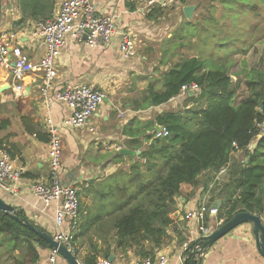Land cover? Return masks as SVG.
Segmentation results:
<instances>
[{
    "label": "crops",
    "instance_id": "obj_1",
    "mask_svg": "<svg viewBox=\"0 0 264 264\" xmlns=\"http://www.w3.org/2000/svg\"><path fill=\"white\" fill-rule=\"evenodd\" d=\"M63 1L56 0L55 13L59 11ZM185 1L183 0V3ZM94 2L100 13L116 16L118 33L110 45L93 49L69 36L57 62L56 86L50 93L53 103L50 114L55 122L62 121L71 114L65 104L54 100L55 93L65 85L89 84L107 96L105 103L92 119L94 133L86 129H65L62 132V182L77 187L80 203L84 208L78 231L81 235L84 227V235L76 242L78 255L75 254L83 264L96 255V247L105 246L104 237L101 235L105 236L109 228L108 222H97L99 217L95 222L86 221L90 216V209L96 207L94 200L96 185L107 180V172L111 168L115 167L117 171L126 170V166L130 167L135 160L134 156L140 152L132 148L135 140L142 141V136L125 135L124 129L128 127L129 131L136 133L140 128L135 126L134 119L143 124L148 123L154 120L156 114L164 111L183 110L184 102L187 100L186 96L181 94L165 105L146 110L135 109L134 103L142 99L153 81L160 78L159 72L151 73L144 67L150 65L151 57L155 55L156 50L152 43L158 40L157 31H161V22L149 19L151 10L145 8V0H94ZM183 3L181 1L175 8L179 9L182 6L184 10L186 6H190V3L185 5ZM133 6L136 9L131 11ZM20 18L16 0H1L0 31L15 35L14 46L21 48L23 55L36 63L44 56L46 47L35 35V22L18 25ZM129 29L135 32L141 42L138 44L137 57L125 61L121 58L119 45L121 35ZM168 37L170 38V35ZM165 45L158 52L155 68L160 66L163 50L169 43ZM140 48L143 51L142 56L138 55ZM11 59L16 60L12 52ZM25 84L28 85L27 92L23 97L17 98L13 92L10 70L0 71V143L17 164L26 167L22 180L10 190L0 188V196L5 197L6 201L16 208L17 213H23L34 225L54 234L57 231L54 219L60 204L55 202L45 206L32 192L33 184L45 181L50 176L49 138L45 128L44 100L40 94L41 83L38 76H31L26 79ZM152 133L153 131H147V135ZM147 145L144 143L143 148ZM252 147L253 145L250 147L251 150ZM122 149L133 151L135 154L122 155L120 154ZM240 155L237 153L234 157L240 158ZM119 157L122 158L116 163ZM100 159L103 161L99 162ZM123 165L125 167H122ZM218 173L203 174L200 178L201 184L197 187L182 185L180 195L176 198V209L171 215L173 224L168 229L169 238L165 239L164 244L155 252V259L165 256L169 259V264H185L188 255L185 254L183 244L195 241L199 237L196 221L186 219V214L202 203H209L212 206L224 203L228 187L225 184L230 179L228 174L222 176L219 183L222 187L215 189L211 184ZM215 192L217 195H214ZM260 193L263 198V213L259 216L264 224V184L261 185ZM220 223H224L220 215L209 217L207 221L213 230H216ZM67 229L65 227L63 230L67 232ZM253 229L250 223L237 227L215 244L205 248L201 254L192 253L190 264H264V256L258 251ZM182 239L183 242H180ZM8 243L11 245L0 244V264L32 263L27 243L17 248L11 240H8ZM34 247L39 253V261L51 264L48 261L51 249L40 246L38 242L34 243ZM112 256L116 264H138L142 260L133 251L116 252ZM101 258L98 257L97 260ZM55 264L69 263L59 255Z\"/></svg>",
    "mask_w": 264,
    "mask_h": 264
},
{
    "label": "trees",
    "instance_id": "obj_2",
    "mask_svg": "<svg viewBox=\"0 0 264 264\" xmlns=\"http://www.w3.org/2000/svg\"><path fill=\"white\" fill-rule=\"evenodd\" d=\"M16 1L21 14L18 25L44 22L55 13L56 0ZM248 7L258 15V5ZM135 9V6L131 7V11ZM165 10L156 6L150 11L149 19L160 21ZM184 45L171 40L164 48L157 72L160 73V67L167 69L149 85L134 107L138 111L165 105L180 96L184 87L196 85L199 90L186 96L183 110L164 111L145 124L134 119L135 126L140 128L136 133L128 127L124 129L125 135L142 136V141L135 140L132 148L141 153L134 156L128 170H119L108 177L111 181L117 180L109 191L113 195L108 193L116 204V218L110 222L104 236L105 246L96 247V255L85 264H95L98 257L109 259L116 252L133 251L140 259L154 257L169 238L168 229L173 224L171 215L182 185L197 187L203 174H216L229 164L230 180L225 184L228 187L223 185L227 189L224 203L219 206L224 223L238 213H263L260 188L264 184V66L250 72L244 85L248 93L241 98L242 86L233 82L227 69L212 68L208 60L185 56L179 49ZM157 126L165 128L169 136L155 139L153 135H147V131H154ZM255 142L257 146L251 150ZM144 143L148 144L146 148H143ZM0 149H6L2 143ZM237 153L241 154L240 158L234 157ZM148 175L153 178L148 179ZM17 216L27 219L23 213H17ZM86 221L91 222L89 217ZM97 222H103V219ZM79 228L80 225L73 233L76 255V242L84 235V227L81 235ZM2 234L9 236L15 248L27 243L32 263L40 258L35 242L49 247L34 232L0 213ZM192 249L193 245H190L185 252L189 264Z\"/></svg>",
    "mask_w": 264,
    "mask_h": 264
},
{
    "label": "built area",
    "instance_id": "obj_3",
    "mask_svg": "<svg viewBox=\"0 0 264 264\" xmlns=\"http://www.w3.org/2000/svg\"><path fill=\"white\" fill-rule=\"evenodd\" d=\"M182 0H145L144 6L152 10L156 6L162 8L179 5ZM1 2V0H0ZM35 35L38 36L46 47L44 56L36 63L23 55L21 48L14 46L16 36L0 31V71L10 70L12 88L15 96L21 98L27 92V78L38 76L40 79V94L44 100L45 128L49 138L48 150L50 159V176L45 181L32 185L35 197L45 206L57 202L59 207L55 215L57 231L51 234L54 240L63 244L68 250L74 251L73 233L81 223V203L78 189L74 185H65L62 182L63 146L62 132L65 129L83 130L94 133L95 127L92 119L99 108L105 103L107 96L96 87L89 84H67L54 95V100L65 104L71 111L70 116L62 121L55 122L50 114L52 100L51 91L56 86L58 78L57 62L67 45L69 36L78 42L85 43L89 48L108 46L116 37L117 20L112 14H102L96 8L94 0H64L57 13L44 22H35ZM141 42L135 32L129 29L121 35L119 52L123 60H132L137 57L138 44ZM11 52L16 60L11 59ZM198 86L184 87L182 96L197 92ZM155 139L166 138L169 132L159 126L153 133ZM252 146V145H251ZM230 165L222 168L215 177L211 186L221 182L222 176L227 175ZM26 167L13 160L7 149H0V188L10 190L18 184ZM219 216V205L213 206L202 203L197 208L186 214V219L195 220L198 225L199 237L195 241L183 244L184 250L196 241H203L215 230L207 224L209 217ZM224 224L220 223L219 227ZM67 227L68 231L63 229ZM59 254L51 249L48 261L55 264ZM31 264H43L40 261ZM83 264V263H81ZM95 264H116L109 259H98ZM138 264H169L165 256L158 258L148 257Z\"/></svg>",
    "mask_w": 264,
    "mask_h": 264
},
{
    "label": "rangeland",
    "instance_id": "obj_4",
    "mask_svg": "<svg viewBox=\"0 0 264 264\" xmlns=\"http://www.w3.org/2000/svg\"><path fill=\"white\" fill-rule=\"evenodd\" d=\"M262 1L264 0H187L183 3L182 0L184 5L190 3V6L194 7L190 19L186 18L182 6L179 9L166 8L160 20L161 31H157L158 40L152 43V47L156 50L155 55L151 57L150 65L144 68L155 73L157 71L155 59L158 58L159 50L171 40L176 43L182 42L185 45L179 49L185 56L208 60L212 68L227 69L233 82L242 86L240 97L246 96L248 91L244 85L250 72L264 66V3ZM249 5H258V15L251 12ZM187 22H190V25H187ZM138 55H143L141 48L138 50ZM166 69L161 68L160 73ZM255 143L252 145L255 146ZM128 169L129 166H126V170ZM152 178L153 176L148 175V179ZM116 182L117 180L111 181L107 178L96 185L97 191L93 190L96 207L90 209L91 222H95L99 217L104 222H108L110 228V222L116 218V204L108 193ZM221 187L219 183L214 186L215 189ZM214 195L217 193L215 192ZM83 210L81 206L82 214ZM8 240H10L8 235H0V244L6 246L9 244Z\"/></svg>",
    "mask_w": 264,
    "mask_h": 264
},
{
    "label": "water",
    "instance_id": "obj_5",
    "mask_svg": "<svg viewBox=\"0 0 264 264\" xmlns=\"http://www.w3.org/2000/svg\"><path fill=\"white\" fill-rule=\"evenodd\" d=\"M183 11H184L186 18L190 19L194 12V7L186 6ZM190 95H193V93L191 92ZM157 128L159 129V126H157ZM256 146L257 144L253 146L252 148L255 149ZM140 153L141 152H137L138 155ZM120 154L129 156V155H134L135 153L133 151L122 149L120 151ZM116 171H117V168L115 167L111 168L110 170H108L107 176L108 177L111 176ZM0 213L7 215L8 217L14 219L16 222H18L22 226H25L30 231L34 232L40 239L44 240L48 244L50 249L56 250L58 254L61 257H63L69 264H81V262H79V260L77 259L75 253L68 250L63 244L56 242L50 233L43 231L40 228H37L34 224H32L26 218H19L17 216L16 208L10 203H8L5 197L3 198L1 196H0ZM246 223H250L253 225L254 227L253 232H254L258 251L262 256H264V224L259 215H255V214H251L247 212L236 214L229 221H227L226 223L218 227L205 240L196 241L194 244L195 247H194L193 253L201 254L205 248L215 244L216 242L224 238L227 234L232 232L234 229ZM188 259L189 258L186 259L185 264H188ZM109 260L114 262L115 260L114 256H110Z\"/></svg>",
    "mask_w": 264,
    "mask_h": 264
}]
</instances>
